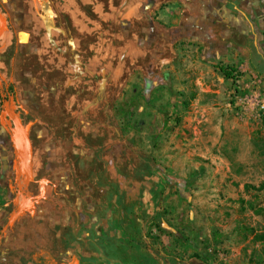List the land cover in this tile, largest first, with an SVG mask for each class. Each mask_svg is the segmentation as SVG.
<instances>
[{
  "label": "crops",
  "instance_id": "crops-1",
  "mask_svg": "<svg viewBox=\"0 0 264 264\" xmlns=\"http://www.w3.org/2000/svg\"><path fill=\"white\" fill-rule=\"evenodd\" d=\"M2 2L0 34L25 31L9 135L44 148L39 165L29 149L31 165L4 171L0 264H237L203 211L224 205V186L193 174L235 173L231 154L264 133V114L240 102L257 80L264 90V0ZM0 42L8 59L14 44ZM167 106L193 137L123 136L126 111L166 125Z\"/></svg>",
  "mask_w": 264,
  "mask_h": 264
},
{
  "label": "rangeland",
  "instance_id": "rangeland-1",
  "mask_svg": "<svg viewBox=\"0 0 264 264\" xmlns=\"http://www.w3.org/2000/svg\"><path fill=\"white\" fill-rule=\"evenodd\" d=\"M1 7H3L2 0H0V9H2ZM0 12L2 11L0 10ZM11 26L12 30L10 34L4 31L5 34L8 35V39L3 37L4 32L0 34V40L3 39L7 42L11 39L14 44L7 56L8 59L1 58L0 54V60H4L5 66H7V71L0 74V137H2L0 140V215L7 210L5 204L8 190L5 188V184L9 183V178L4 174V171H9L7 167L17 168L27 163L31 165L32 163H29L27 158L24 159V155L28 157L25 152H28L29 149L34 151L37 158L33 160V165H39L42 160L41 155L44 148L41 141L35 140L31 143L28 137L27 141L25 137H15L17 148L14 145V138V142H10V139H13L11 135H9V132L10 130L13 131L14 126L7 125L5 116L11 114V107L14 106L12 102L17 96V87L14 76L15 73L13 72L12 75V70H10L8 66L11 59H14L17 41L24 38L25 35V31L15 27L13 23ZM4 44V42H0V49L4 47ZM166 101L169 100L166 98ZM167 107V110L162 111V119H166V125H164L163 120L152 124V118L157 115L154 110H145L144 113H140L137 110L126 111L124 115L128 116L129 122L126 126L122 127L123 136L156 137L159 132L158 128H163L161 131L164 133L161 137H183V131H186L188 134L191 133L193 137V131L189 128H184V119L182 115L185 110L177 108L172 110L169 106ZM141 119L145 120V124L140 122ZM200 130L201 129L198 128L197 132L199 134L201 133ZM252 145L253 150H251V152L240 151V156H236L237 152L235 151V155L231 154L232 157H229L230 160L234 162L235 167L239 168L238 171L235 170V173L216 175L211 167H203L201 170L196 171L197 175L195 173L193 174V178L196 176L194 181H213L222 183L224 186L222 195L224 199H227L224 205L217 204L209 206L206 209L203 208V211L214 213L213 217L210 219L212 232L217 234L222 233L221 242L224 245L222 254H225L227 258L232 257V248L235 249L237 264H264V241H258L256 239V236L264 234L263 131L259 130L254 133ZM21 155H23V158H21ZM16 181H19V178H17ZM204 188L206 187H195V190L197 192L206 191ZM7 220L6 218V220L0 223V238L3 233L6 232V230L3 231V228L7 225Z\"/></svg>",
  "mask_w": 264,
  "mask_h": 264
},
{
  "label": "built area",
  "instance_id": "built-area-1",
  "mask_svg": "<svg viewBox=\"0 0 264 264\" xmlns=\"http://www.w3.org/2000/svg\"><path fill=\"white\" fill-rule=\"evenodd\" d=\"M257 82L259 89L241 96L240 102L248 111L254 112L258 110L264 114V90L261 88V81L257 80Z\"/></svg>",
  "mask_w": 264,
  "mask_h": 264
},
{
  "label": "trees",
  "instance_id": "trees-1",
  "mask_svg": "<svg viewBox=\"0 0 264 264\" xmlns=\"http://www.w3.org/2000/svg\"><path fill=\"white\" fill-rule=\"evenodd\" d=\"M220 71L225 76L226 79L233 80L234 83L237 81V71L234 68L231 67H221ZM256 239L258 241H264V234L256 236Z\"/></svg>",
  "mask_w": 264,
  "mask_h": 264
},
{
  "label": "bare ground",
  "instance_id": "bare-ground-1",
  "mask_svg": "<svg viewBox=\"0 0 264 264\" xmlns=\"http://www.w3.org/2000/svg\"><path fill=\"white\" fill-rule=\"evenodd\" d=\"M2 37V36H1ZM4 38H7L8 39V35L7 34H5V32H4V36H3ZM6 41V40H5ZM19 136H21V135H19ZM18 138V137H17ZM24 139V138H23ZM19 143H20V141H19ZM24 143H26V142H24ZM21 144V143H20ZM28 144V143H27ZM19 146V145H18ZM26 146V145H25ZM28 146V145H27ZM28 149V148H27ZM24 150V149H23ZM23 150H22V152H23ZM26 153V152H25ZM22 156V155H21Z\"/></svg>",
  "mask_w": 264,
  "mask_h": 264
}]
</instances>
